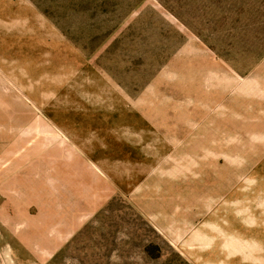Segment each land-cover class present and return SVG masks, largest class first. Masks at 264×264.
I'll return each mask as SVG.
<instances>
[{
  "label": "rangeland",
  "instance_id": "rangeland-1",
  "mask_svg": "<svg viewBox=\"0 0 264 264\" xmlns=\"http://www.w3.org/2000/svg\"><path fill=\"white\" fill-rule=\"evenodd\" d=\"M0 264H264V0H0Z\"/></svg>",
  "mask_w": 264,
  "mask_h": 264
},
{
  "label": "crops",
  "instance_id": "crops-1",
  "mask_svg": "<svg viewBox=\"0 0 264 264\" xmlns=\"http://www.w3.org/2000/svg\"><path fill=\"white\" fill-rule=\"evenodd\" d=\"M155 217H156V216H155ZM158 227H159L160 229H162L161 225H158ZM184 232L186 233V232H187V229L184 230ZM180 233H181V232H180Z\"/></svg>",
  "mask_w": 264,
  "mask_h": 264
}]
</instances>
